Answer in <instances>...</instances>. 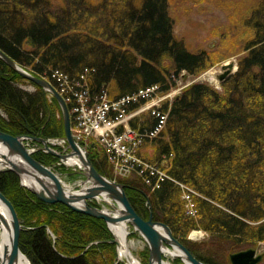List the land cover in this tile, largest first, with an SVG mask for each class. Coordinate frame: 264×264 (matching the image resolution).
Returning a JSON list of instances; mask_svg holds the SVG:
<instances>
[{
  "label": "trees",
  "instance_id": "16d2710c",
  "mask_svg": "<svg viewBox=\"0 0 264 264\" xmlns=\"http://www.w3.org/2000/svg\"><path fill=\"white\" fill-rule=\"evenodd\" d=\"M241 24L242 41L231 46L243 52L222 90L203 82L187 85L161 104L164 127L142 141L140 157L167 177L156 187L153 177L147 183V171L116 178L142 217L151 214L167 224L208 264H230L229 253L264 242V0H256ZM173 25L168 0H0V50L39 76L58 69L73 77L87 68L93 96L106 90L119 97L154 83L164 93L182 71L196 75L213 65L210 53L192 51ZM156 121L146 111L130 125L150 130ZM0 130L63 134L54 98L1 58ZM33 156L43 164L56 159L41 151ZM89 157L100 173L114 177L101 147H90ZM181 184L196 192L194 215L186 213ZM0 191L20 219L19 248L31 264H124L103 219L40 200L8 169L0 170ZM193 229L208 238L188 239Z\"/></svg>",
  "mask_w": 264,
  "mask_h": 264
},
{
  "label": "water",
  "instance_id": "95a60500",
  "mask_svg": "<svg viewBox=\"0 0 264 264\" xmlns=\"http://www.w3.org/2000/svg\"><path fill=\"white\" fill-rule=\"evenodd\" d=\"M0 58L27 81L37 85L54 98L62 119V137L66 140V147L57 151L46 143L44 137L13 135L0 130V147L4 150L0 152L2 165L0 170L14 171L19 176L20 184L46 203L59 202L75 211L103 219L112 232L109 241L116 245L118 260L121 259L118 255L119 241L112 226L123 224L126 228V243H128L127 235L130 233L138 234L146 243L148 256L145 264H163L164 254L178 257L184 264H208L197 258L177 239L167 224L153 220L151 214L147 218L142 217L130 203L121 181L108 177L96 169L89 157V149L95 144L91 143L84 147L74 138L68 105L49 79L30 72L2 50H0ZM222 69V73L218 75L220 81L236 71L237 63L234 67L233 62L228 61L222 65ZM28 140L39 142L43 149L60 160L68 162L70 158H76L79 162L75 164L77 172L83 177L78 188L67 187L53 168L38 161L27 148ZM95 197H102L109 207L102 208L91 204L90 200ZM0 205L8 215L6 220L0 213L2 228L9 231V244L5 245L0 253V264H14L19 254H23L19 248L22 224L12 202L1 191ZM48 231L50 232L49 229ZM126 248L129 249L128 246ZM263 257L264 253L258 252L252 246L228 255L230 264H258ZM125 261L128 264V259Z\"/></svg>",
  "mask_w": 264,
  "mask_h": 264
},
{
  "label": "built area",
  "instance_id": "2783aa9c",
  "mask_svg": "<svg viewBox=\"0 0 264 264\" xmlns=\"http://www.w3.org/2000/svg\"><path fill=\"white\" fill-rule=\"evenodd\" d=\"M88 69L83 73L70 77L68 74L54 69L45 74L64 98L71 115V131L74 138L85 147L95 141L106 153L115 177H125L137 169L138 173L147 171L149 177L155 180L153 186L167 177L166 172L159 165L144 161L139 155V148L145 137H154L163 128L167 113L160 109V102L172 93H162L157 83L138 88L136 91L119 97H110L106 90L99 95H91L87 81ZM134 107V108H132ZM144 110L157 118L155 126L150 130H139L130 125V119ZM46 143L61 151L66 147V140L62 136L47 137ZM27 148L32 152L41 149L33 140L26 141ZM51 168L68 165L67 161L57 159ZM183 188L182 198L189 214H195L193 195L196 192L188 186ZM90 203L102 208L109 204L102 197H95ZM168 262V261H167Z\"/></svg>",
  "mask_w": 264,
  "mask_h": 264
},
{
  "label": "rangeland",
  "instance_id": "374dc122",
  "mask_svg": "<svg viewBox=\"0 0 264 264\" xmlns=\"http://www.w3.org/2000/svg\"><path fill=\"white\" fill-rule=\"evenodd\" d=\"M168 1L170 14L174 22V34L178 38L184 39L192 51L202 48L207 50L210 53L211 59H213V65L196 75L182 71L178 76H174L172 79H174L175 85L169 90L172 94L168 98L163 99L160 104H163L165 101L171 102L184 87L195 82L207 83L218 91H221V82L225 78L220 81L218 79V75L223 71L222 65L228 61H232L235 67L238 56L243 52L240 51V49H235V46L233 48L231 45H236L239 42L241 43L244 36L241 17L243 14L250 11L251 7L256 3V0ZM210 71H212L215 75L214 81H210L207 78L206 73ZM23 86L30 90L32 88V85L29 83H25ZM46 97L49 98L51 96L47 93ZM144 113H146V111ZM57 116L58 113L56 112V117ZM145 148L146 147L144 146V149ZM146 150L149 152L152 151L150 147H147ZM53 162L54 160L49 162V165L52 166ZM53 170L59 175L62 182L69 188H78L79 183L83 180V177L78 174V169L75 164L59 165ZM186 213L189 214L187 210ZM194 230L200 231L202 236L199 238H191L192 241L200 242L203 239L208 238L207 233L201 229L191 230L188 236ZM127 240L129 250L131 251L133 257H135L140 263L145 264L147 262V258L146 261H144L145 258L143 257V253L147 247L144 240L140 236L131 233L127 235ZM254 247L258 252L264 253V242H260ZM177 258L178 257H174L169 254L163 255L164 261H168L170 264H176L175 259ZM120 261L126 264L125 258H121ZM181 264H183L182 261ZM258 264H264V260Z\"/></svg>",
  "mask_w": 264,
  "mask_h": 264
},
{
  "label": "bare ground",
  "instance_id": "6f19581e",
  "mask_svg": "<svg viewBox=\"0 0 264 264\" xmlns=\"http://www.w3.org/2000/svg\"><path fill=\"white\" fill-rule=\"evenodd\" d=\"M206 74H207V78L210 81H214L215 80V75H214V73L212 71H210V72H208ZM145 111H149L150 112V110H144L143 112H145ZM71 127H72V122H71ZM50 147H52V146H50ZM52 148H54V147H52ZM3 151H4L3 148L0 147V152H3ZM68 163L76 164V163H79V162L77 161L76 158H70L68 160ZM1 166L2 165H1V157H0V167ZM181 185H183V184H181ZM0 213L2 214V216L6 220H8V215H7V213L5 212V210L3 209V207L1 205H0ZM2 227L3 226L1 225V222H0V253L2 252L4 246L5 245L7 246L9 244V231H8V229L2 228ZM112 229H113L114 233L116 234L117 240L119 241V246H118V255H119V257L128 259V264H141L135 257H133V255H131V251L126 248L128 246V243H126V240H125L126 239L125 238V233H126L125 226L123 224L118 225V226H112ZM201 236H202V233L200 231H193L192 234H191L192 238H199ZM175 251L178 252L177 250H175ZM28 261L29 260L27 259L26 255L19 254V256L15 260L14 264H30ZM163 264H170V263L164 261Z\"/></svg>",
  "mask_w": 264,
  "mask_h": 264
}]
</instances>
